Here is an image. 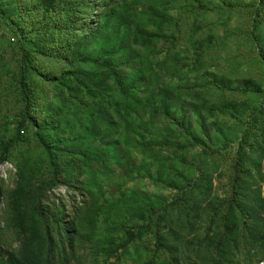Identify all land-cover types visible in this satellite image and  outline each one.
I'll use <instances>...</instances> for the list:
<instances>
[{"label": "rangeland", "instance_id": "rangeland-1", "mask_svg": "<svg viewBox=\"0 0 264 264\" xmlns=\"http://www.w3.org/2000/svg\"><path fill=\"white\" fill-rule=\"evenodd\" d=\"M56 2L0 0V261L264 264V0Z\"/></svg>", "mask_w": 264, "mask_h": 264}, {"label": "trees", "instance_id": "trees-1", "mask_svg": "<svg viewBox=\"0 0 264 264\" xmlns=\"http://www.w3.org/2000/svg\"><path fill=\"white\" fill-rule=\"evenodd\" d=\"M93 0H57V2L55 3V7L57 8L58 11V20L57 23L58 25H68L71 24L72 27L69 29L70 31H72L73 33H77V31H79L80 28V23L77 19V17L79 16L78 13L81 12H87L90 9V5L92 4ZM80 11H79V10ZM78 10V11H77ZM115 12V9L110 8L107 13L105 15H107V17L109 15H112ZM113 54L118 55V52H114ZM118 84V83H117ZM30 110V109H29ZM32 121V120H31ZM34 126H36L37 128H39L36 123L34 121H32ZM42 146L45 149V152L48 154L49 159H50V163L51 166L54 169L55 174H58L60 172L59 166H58V162L55 156H53L52 154V148H50V146H48L47 144H45L44 142H42ZM9 147V144L6 141H3L2 143H0V148L2 149V153L0 155V158H2V155H4L7 151ZM13 205H16L17 207L20 206L21 199L19 198V196L14 195L13 196V200H12ZM36 212L39 215L40 218V222L43 223V214L41 212L40 206H36ZM17 220V229H19V234L23 233V224H22V220L20 218V216L18 215L16 217ZM1 264H19L14 262L13 260L9 259L6 262L0 261Z\"/></svg>", "mask_w": 264, "mask_h": 264}]
</instances>
